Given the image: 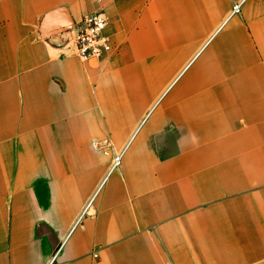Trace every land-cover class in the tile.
Here are the masks:
<instances>
[{
	"label": "crops",
	"instance_id": "crops-1",
	"mask_svg": "<svg viewBox=\"0 0 264 264\" xmlns=\"http://www.w3.org/2000/svg\"><path fill=\"white\" fill-rule=\"evenodd\" d=\"M236 1L0 0V264H264V0ZM96 11L86 62L57 32Z\"/></svg>",
	"mask_w": 264,
	"mask_h": 264
},
{
	"label": "built area",
	"instance_id": "built-area-1",
	"mask_svg": "<svg viewBox=\"0 0 264 264\" xmlns=\"http://www.w3.org/2000/svg\"><path fill=\"white\" fill-rule=\"evenodd\" d=\"M243 1H236L233 4L231 15L241 13ZM109 24V18L103 11L91 12L70 27L65 35L73 42L77 55L83 61L101 60L114 49L107 30ZM124 151L125 148L115 152L112 170L120 166ZM48 264H53V261Z\"/></svg>",
	"mask_w": 264,
	"mask_h": 264
},
{
	"label": "water",
	"instance_id": "water-1",
	"mask_svg": "<svg viewBox=\"0 0 264 264\" xmlns=\"http://www.w3.org/2000/svg\"><path fill=\"white\" fill-rule=\"evenodd\" d=\"M68 29L69 28H65V29H63V30H61V31H59V32H57L58 34H65L67 31H68Z\"/></svg>",
	"mask_w": 264,
	"mask_h": 264
},
{
	"label": "rangeland",
	"instance_id": "rangeland-1",
	"mask_svg": "<svg viewBox=\"0 0 264 264\" xmlns=\"http://www.w3.org/2000/svg\"><path fill=\"white\" fill-rule=\"evenodd\" d=\"M196 59H197L198 62H199V61H202V60L204 59V55L200 56L199 58L197 57ZM96 61H97V60H96ZM197 61H195V63H196Z\"/></svg>",
	"mask_w": 264,
	"mask_h": 264
}]
</instances>
